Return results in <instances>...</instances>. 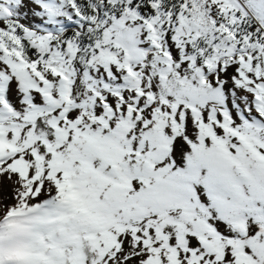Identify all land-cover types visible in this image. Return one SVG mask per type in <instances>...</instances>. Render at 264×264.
<instances>
[{"label":"snow or ice","instance_id":"obj_1","mask_svg":"<svg viewBox=\"0 0 264 264\" xmlns=\"http://www.w3.org/2000/svg\"><path fill=\"white\" fill-rule=\"evenodd\" d=\"M0 264H264V0H0Z\"/></svg>","mask_w":264,"mask_h":264}]
</instances>
